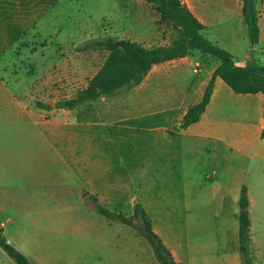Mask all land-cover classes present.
Instances as JSON below:
<instances>
[{
  "label": "rangeland",
  "instance_id": "1",
  "mask_svg": "<svg viewBox=\"0 0 264 264\" xmlns=\"http://www.w3.org/2000/svg\"><path fill=\"white\" fill-rule=\"evenodd\" d=\"M19 1L15 10L0 12V25L7 20L17 24L0 34L1 81L14 90L19 105L28 114L49 121H81L82 130L77 131L82 135L85 163L97 160L109 166V171L100 167L96 174L83 171L79 182L73 163L62 155L61 143H55L23 118L26 114L5 105L0 107L1 131L7 128V115L22 117L16 126L17 148L32 151L33 155L28 169L18 165L14 172L0 174V200L5 207L1 220H11L4 229L8 242L23 254L39 251L52 260L57 257L55 262L59 264H151V260L158 264L148 243L134 229L108 220L92 208L88 198L94 196L107 209L128 215L135 204L145 210L147 202L157 213L166 210L172 214L173 231L183 241L217 245L222 229L228 227L224 226V218L230 206L219 199L208 202L199 197L195 202H184L187 195L178 181L184 174L181 170L176 171L174 181L155 179V135L139 131L138 126L139 101L152 95L153 68L131 92L75 111L55 109L57 102L85 88L106 61V52H80L84 43L111 36L145 48L168 47L179 31L161 21L145 0ZM263 4L264 0L258 4L259 19ZM220 23L232 40L230 53L237 64L264 65V44L252 46L247 33H234L236 26ZM195 54L207 57L211 66L218 65L211 57L190 55ZM143 89L151 91L143 93ZM4 101L0 96V105ZM155 122L156 119L150 121ZM87 134L98 140L89 150L84 148ZM6 143L9 141L3 138L2 146ZM195 159L185 163L186 170L200 172L202 157ZM107 185H112V190ZM196 190L200 191L192 189L190 197ZM253 238L255 245L250 248L255 264H264V235ZM209 256L217 258L218 253ZM0 264H15L1 248Z\"/></svg>",
  "mask_w": 264,
  "mask_h": 264
},
{
  "label": "crops",
  "instance_id": "2",
  "mask_svg": "<svg viewBox=\"0 0 264 264\" xmlns=\"http://www.w3.org/2000/svg\"><path fill=\"white\" fill-rule=\"evenodd\" d=\"M181 1L204 25L205 37L228 52H231L232 40L228 32L220 28V22L236 26L234 33L241 35L247 33L242 14V0ZM19 4V0H0V12L15 10L20 6ZM5 23L0 25V34L2 32L5 34L11 27L17 26L15 20L13 24L10 20ZM259 28V44H264V4ZM233 57L236 60L235 56ZM217 66H211L207 57L196 54L155 65L153 66L152 95L139 101V131L152 132L155 135V179L160 182L174 181L176 171L181 170L184 174L178 181L187 195L184 202H195L196 197H199L197 199L208 202L219 199L218 201L224 205L230 206L224 218L226 221L224 226L228 227L222 229V238L217 245H212L207 241L196 242L192 239L183 241L173 231L172 214L166 210L157 213L154 207L145 203V212L152 222L154 232L178 264H242L238 218L239 198L243 186L247 188L249 197L250 245H255L253 236L264 235L263 94H236L220 78H216L210 102L199 122L185 130L180 129L188 109L201 101ZM196 72L199 73L197 77ZM149 91L151 89L142 90L143 93ZM0 96L5 100L0 107L5 105L7 108L12 107L17 112L26 114L23 118L38 127L49 139L62 144V155L67 158V161L73 163L75 173L79 175V182H81L83 171L96 174L99 167L105 172L109 171V166L104 167L97 160L95 162L89 160L85 163L87 158L82 154V135L80 131H77L78 128L82 130L81 121L74 119L72 123H69L63 118L49 121L43 117L28 114L27 110L19 105L14 90L1 79ZM104 99L108 98L99 101ZM21 118L18 115H7L4 119L7 125L4 133L0 128V174L1 172L12 173L17 170L18 165L28 169L29 159L32 161V151L17 148L16 126ZM152 119H156L154 124L150 123ZM0 120L3 121L1 117ZM3 138L9 141L4 147L1 144ZM85 140L84 148L87 147V150L94 147V142L98 143L97 137L93 134H87ZM201 157L203 165L200 172L185 169V163H189L193 158L199 161ZM210 162L212 167H209ZM206 163H208L207 167H205ZM1 186L0 175V189ZM107 186L112 190V185ZM197 188L200 191L196 190V193L193 192V196L190 197L189 193L192 189ZM4 211L5 207L0 200V224L3 229L7 223H11L10 219L7 223L1 220ZM39 253L38 251L35 254L28 252L25 254L34 264H59L55 262L57 257H53L54 260H52V257ZM209 253H218V256L212 258ZM150 262L152 264V260ZM253 264H255L254 256Z\"/></svg>",
  "mask_w": 264,
  "mask_h": 264
},
{
  "label": "trees",
  "instance_id": "3",
  "mask_svg": "<svg viewBox=\"0 0 264 264\" xmlns=\"http://www.w3.org/2000/svg\"><path fill=\"white\" fill-rule=\"evenodd\" d=\"M151 4L161 21L172 24L178 31V38L168 47L145 48L130 40H117L106 36L90 40L79 48L80 52L103 51L108 54L106 61L88 85L72 98L55 104V109L72 111L79 106L112 98L129 92L138 86L153 66L163 62L199 53L218 61L201 101L190 107L183 117L180 129L185 130L199 122L210 102L214 82L220 78L236 94H258L264 96V66H238L233 55L209 41L203 31L204 25L192 14L181 0H145ZM263 0H242V14L249 42L256 46L260 39L258 4ZM264 139V130L262 132ZM89 204L101 216L134 229L137 235L148 243L158 264H178L170 251L154 232L152 222L140 204H135L131 215L111 211L89 196ZM239 251L242 264H253L250 248L249 197L246 187H242L239 198ZM0 248L15 264H34L25 254L16 249L4 236L0 224Z\"/></svg>",
  "mask_w": 264,
  "mask_h": 264
}]
</instances>
